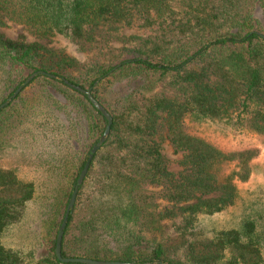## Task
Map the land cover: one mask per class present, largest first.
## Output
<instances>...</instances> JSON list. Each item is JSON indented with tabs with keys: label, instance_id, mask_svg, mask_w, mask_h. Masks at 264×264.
<instances>
[{
	"label": "trees",
	"instance_id": "trees-1",
	"mask_svg": "<svg viewBox=\"0 0 264 264\" xmlns=\"http://www.w3.org/2000/svg\"><path fill=\"white\" fill-rule=\"evenodd\" d=\"M9 22L30 35L9 37ZM136 26L143 34L109 61L82 63L50 45L60 37L84 52ZM37 72L59 79L39 75L0 110V264H65L59 228L107 120L63 79L113 117L64 258L264 264L263 203L226 227L207 223L237 208L264 149V0H0V106ZM240 134L261 146L222 148ZM162 141L181 155V172ZM24 168L35 176L22 179Z\"/></svg>",
	"mask_w": 264,
	"mask_h": 264
},
{
	"label": "rangeland",
	"instance_id": "rangeland-1",
	"mask_svg": "<svg viewBox=\"0 0 264 264\" xmlns=\"http://www.w3.org/2000/svg\"><path fill=\"white\" fill-rule=\"evenodd\" d=\"M2 31L6 33L9 37L16 39L20 34L30 35L28 30L21 25L8 23L5 27L2 28ZM143 31L139 27L128 28L122 30L119 34H116V39L111 37H102L98 38V44L92 45L86 51L80 50L78 46H75L68 41L64 40L60 37L52 38L50 41V45L64 50L67 54L77 58L82 63L87 62L90 58L95 55L101 54L106 61H109L117 54V50L126 46L129 43L130 36L142 35ZM35 38L30 36V41H34ZM47 41H44V43ZM204 135L208 138H214L215 135L212 133H204ZM215 140V139H214ZM222 148L226 150H231L236 148L242 142L247 146H261V142L256 135L253 134H240V135H229L224 141H219ZM163 153L168 157L170 164V170L174 173L181 172V167L179 166V160L181 159V155H175L173 149L170 147L167 141H162ZM259 168L255 170L251 179L247 183H242L239 188L241 190V200L238 203L237 208L232 211H229L225 214L213 217L208 219L207 223L214 227H226L231 225L237 221L239 215L249 209L257 208L260 203L264 204V179L261 177L262 171H264V149L262 148V156L256 161ZM256 165V166H257ZM35 176L33 170L31 169H23L20 170V177L22 179H32ZM173 236V235H172Z\"/></svg>",
	"mask_w": 264,
	"mask_h": 264
},
{
	"label": "water",
	"instance_id": "water-1",
	"mask_svg": "<svg viewBox=\"0 0 264 264\" xmlns=\"http://www.w3.org/2000/svg\"><path fill=\"white\" fill-rule=\"evenodd\" d=\"M39 75L48 76L49 78L59 79L57 76H54L52 74H47L45 72H37V73L32 74L14 92V94L8 99V101L3 103L0 106V110L6 108L13 100H15L18 97V95L24 90V88H26L28 85H30L31 82L33 80H35ZM63 81L66 85H68L72 89H74V90L82 93L83 95H85L88 98V100L90 101V103L96 108V110L99 111L105 117V119L107 120V125H106V128H105L103 135L100 137L97 144H95L93 146V148L91 149V151L88 155L86 164H85V166H84V168H83V170H82V172L78 178L77 184L73 190V193H72V196L70 198L68 207L66 209L62 224L59 228V232H58V236H57V240H56L55 255L60 262L65 263V264H70V263H72V264H137L134 262L98 261V260L87 259V258H64L62 255V243H63L65 230H66L67 225H68L69 217L75 208V204H76V200H77V197L79 194V190L82 187L85 179L87 178V175L89 173V170H90V167H91V164L93 162L95 155L97 154V152H99L101 150L103 145L108 141L110 134H111L112 125H113V117L108 112V110L95 99L91 90H87V89H83L82 87L75 86V85L71 84L69 81H67L66 79H63ZM151 264H166V263L163 261H159V262L153 261Z\"/></svg>",
	"mask_w": 264,
	"mask_h": 264
}]
</instances>
